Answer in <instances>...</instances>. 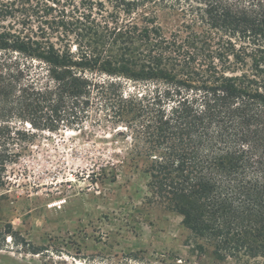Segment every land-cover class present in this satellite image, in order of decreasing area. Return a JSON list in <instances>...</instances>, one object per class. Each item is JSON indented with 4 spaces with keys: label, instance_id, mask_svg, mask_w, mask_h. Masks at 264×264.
Listing matches in <instances>:
<instances>
[{
    "label": "trees",
    "instance_id": "16d2710c",
    "mask_svg": "<svg viewBox=\"0 0 264 264\" xmlns=\"http://www.w3.org/2000/svg\"><path fill=\"white\" fill-rule=\"evenodd\" d=\"M75 2L0 0V185L13 127L124 129L185 245L264 264V0Z\"/></svg>",
    "mask_w": 264,
    "mask_h": 264
},
{
    "label": "rangeland",
    "instance_id": "374dc122",
    "mask_svg": "<svg viewBox=\"0 0 264 264\" xmlns=\"http://www.w3.org/2000/svg\"><path fill=\"white\" fill-rule=\"evenodd\" d=\"M15 131L8 147L18 155L0 185V264H215L185 245L178 214L144 203L145 176L118 165L124 129Z\"/></svg>",
    "mask_w": 264,
    "mask_h": 264
}]
</instances>
